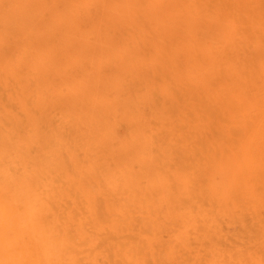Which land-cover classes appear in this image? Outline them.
Wrapping results in <instances>:
<instances>
[{"label":"rangeland","instance_id":"374dc122","mask_svg":"<svg viewBox=\"0 0 264 264\" xmlns=\"http://www.w3.org/2000/svg\"><path fill=\"white\" fill-rule=\"evenodd\" d=\"M0 31V188L24 206L199 189L234 76L264 90V0H0Z\"/></svg>","mask_w":264,"mask_h":264},{"label":"bare ground","instance_id":"6f19581e","mask_svg":"<svg viewBox=\"0 0 264 264\" xmlns=\"http://www.w3.org/2000/svg\"><path fill=\"white\" fill-rule=\"evenodd\" d=\"M250 88L259 85L242 74L228 86L224 121L210 131L214 172L199 189L178 185L175 197L138 203L70 188L24 206L0 188V264H264V90Z\"/></svg>","mask_w":264,"mask_h":264}]
</instances>
